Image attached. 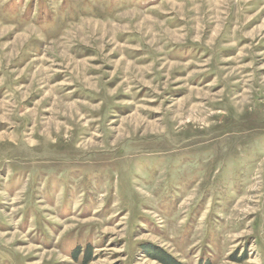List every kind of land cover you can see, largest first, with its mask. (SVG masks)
<instances>
[{
    "label": "rangeland",
    "instance_id": "374dc122",
    "mask_svg": "<svg viewBox=\"0 0 264 264\" xmlns=\"http://www.w3.org/2000/svg\"><path fill=\"white\" fill-rule=\"evenodd\" d=\"M154 247L264 264V0H0V264Z\"/></svg>",
    "mask_w": 264,
    "mask_h": 264
},
{
    "label": "trees",
    "instance_id": "16d2710c",
    "mask_svg": "<svg viewBox=\"0 0 264 264\" xmlns=\"http://www.w3.org/2000/svg\"><path fill=\"white\" fill-rule=\"evenodd\" d=\"M153 249L156 252L155 256L165 264H180L177 260H175V258L172 255H169L166 251H163L161 248L154 247ZM87 259L88 260L90 259L89 256L87 257Z\"/></svg>",
    "mask_w": 264,
    "mask_h": 264
}]
</instances>
